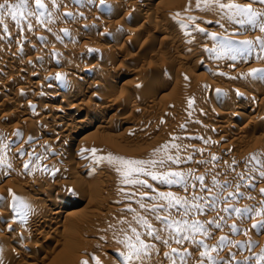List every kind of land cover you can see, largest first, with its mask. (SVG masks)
<instances>
[{
    "label": "rangeland",
    "instance_id": "rangeland-1",
    "mask_svg": "<svg viewBox=\"0 0 264 264\" xmlns=\"http://www.w3.org/2000/svg\"><path fill=\"white\" fill-rule=\"evenodd\" d=\"M143 1L148 4L142 11H135L130 5L135 0H104L103 4L100 0H42L43 9L36 8L35 0H28L23 16L19 15V10L16 20L8 14L3 16V23H0V86L9 79L11 82L5 86V95H0V133L3 134H0V213L9 209V212L22 218L18 220L14 215L9 220L0 218V236L12 239L3 245L8 253H0V264H210L208 256L215 264H257V258L264 255V230L252 228L253 224H264V214H256L264 213V193L261 192L264 189V31L261 30L264 27V0H219V3L217 0H207V3L204 0ZM4 3L5 0H0V4ZM7 3L17 5L19 0H7ZM220 3L237 5L250 9V12L221 8ZM163 20L166 21L164 28ZM170 21L184 29L189 38L188 46L202 55L200 59L186 62L181 55L179 59L176 50H173L175 48L169 43L170 38L176 36L174 30L165 31ZM155 22L162 23V27L158 25L157 28ZM119 25L127 30H116L120 28ZM200 28L204 30L202 35L197 34ZM77 36L86 37L87 43L83 45L79 41L83 46L79 42L75 43ZM19 42L22 45L19 46ZM96 46L108 48L101 50V56L97 54L93 58L92 68L95 66V75H99H93L96 79L93 77L89 82L108 84L106 87L97 84L95 87L92 85L93 88L89 86L78 100L68 103L61 110L70 113L81 107L99 111L102 101L90 94L103 91L101 95L104 93V97H109L108 93L111 92V95L114 92L113 99L109 98L118 102L114 101L116 108L114 106L110 114L119 112L115 114L117 125L96 130L95 133L94 127L84 129L73 124L74 135L63 140L58 139L54 131L43 133L49 124L48 121L39 120V117L53 115L54 112L55 115L56 111L50 112L48 107L57 104L60 109L58 102L64 98L62 94L67 93L59 92L60 99L55 98V102L54 98L50 101L40 100L35 95L41 89L32 90L23 84L27 74L35 73L40 77L50 74L53 81L60 84L67 78L63 73L62 78L61 71H80L83 61L89 56L88 52ZM45 47L51 49L48 51ZM57 50L62 51V55ZM124 54L133 63L119 65ZM135 54L136 58L133 57ZM3 55L8 57L3 58ZM102 57L113 59L109 62ZM29 58L30 62L26 60L24 63ZM17 64L25 67L24 72L13 71ZM254 69L257 70L255 73ZM103 72L107 75H103ZM100 73L110 80L102 81ZM135 83L139 84L138 87L132 86ZM19 87L23 89L16 91ZM51 90L47 92L56 91ZM253 97L254 101L257 99L255 102ZM230 99H235V105L231 109L220 110ZM15 110L17 113H14ZM147 110L151 111L148 116L143 113ZM220 111L233 114L222 120L232 125L229 131L219 130L224 125L217 118ZM237 112L243 116H235ZM13 114H27L24 117L37 124L32 123L34 127L30 126V122L21 121V115ZM128 114L133 115L129 116L136 123L144 125L145 129L141 133L132 131L130 125H120V116L122 118ZM91 117L95 118L93 115ZM91 132L97 134L96 137L84 140V134ZM236 133H241L242 137L241 141L237 139L238 144L237 140L231 141L236 138L232 134ZM35 135L44 136L53 153L64 150V169L59 167V170L60 162L56 161L54 165L52 163L51 169L56 165L57 171H51V175L49 165L39 163L48 157V153L47 149L43 152L36 147L39 151L34 149ZM228 136L232 137L228 139ZM226 138L236 144L231 143L233 146H230ZM227 145L232 155L229 152L227 154ZM30 146L33 147L32 152L36 150L35 154L31 152ZM79 147L92 150V154H96V162H99V167L97 164L96 169L89 171L91 173H88L87 180L84 177L85 181L82 177L85 174L79 172L80 162L73 158L75 149ZM19 150L23 152L25 161L14 157L13 153ZM121 161L143 163L131 165L133 170L129 174V167L121 164ZM21 167L25 170L18 175L17 169ZM46 173L51 175L48 182L52 189L42 195L43 187L40 186L39 178H44ZM74 175L83 178L74 182L75 190L68 188V182L72 181ZM27 181H33L35 188L32 187L33 192L26 191L32 195L34 190H38V198H41L29 204L32 206L29 209L37 204L42 205L48 199L51 200L49 206H53L63 194H67L63 197L71 204L77 192L90 197L92 202L96 200V204H91L93 207L87 206L86 202L75 205L74 209H80L77 212L81 214L77 213L74 220L66 219L65 222L62 216L58 233L49 234L47 238L44 236L46 234L37 236L33 233L20 239L17 232L28 230L23 216L29 209L20 212L17 206L21 202L17 200L22 198L19 189ZM61 183H65L63 187ZM57 187L61 189L57 190ZM76 188L80 189L76 191ZM90 207L97 209L95 213ZM245 208L252 211L242 216L233 211ZM45 210V207L40 209ZM62 210L66 213L65 209ZM196 222L202 227L193 228ZM7 224L10 225L6 228ZM233 226L236 231H233ZM221 237L225 238L223 242ZM35 244L41 247L37 251L34 249ZM129 245H135L139 253L138 257L134 255L133 259L126 260L125 257L131 251ZM205 246L207 256L192 258L195 253L201 255ZM213 248L216 250L213 251ZM20 251L27 256H19ZM259 264H264V260H260Z\"/></svg>",
    "mask_w": 264,
    "mask_h": 264
},
{
    "label": "bare ground",
    "instance_id": "bare-ground-1",
    "mask_svg": "<svg viewBox=\"0 0 264 264\" xmlns=\"http://www.w3.org/2000/svg\"><path fill=\"white\" fill-rule=\"evenodd\" d=\"M126 1V0H125ZM187 1V0H186ZM159 3V2H158ZM163 3V2H162ZM146 4H148V3H145L144 4V1L143 0H135V2H131V9H133V10H135V11H137V10H140L141 9V11H142V8H144L145 7V5ZM130 5H128L129 7H130ZM162 5V4H161ZM244 5V4H243ZM148 6V5H147ZM158 8V7H157ZM130 9V8H129ZM128 9V10H129ZM150 9V8H149ZM114 10H116V9H114ZM144 10V9H143ZM129 12V11H128ZM139 12V11H138ZM144 13V12H143ZM162 13V12H161ZM164 14V13H163ZM167 14V13H166ZM167 16V15H166ZM148 18V17H147ZM194 19V18H193ZM165 20V19H164ZM163 20V21H164ZM195 20V19H194ZM147 22V21H146ZM188 22V21H187ZM148 23V22H147ZM156 23V22H155ZM154 23V24H155ZM159 23V22H158ZM162 23H164V25H163V28H164V26H165V23H166V21H164V22H162ZM162 23H161V25H162ZM190 23V22H189ZM145 24V23H144ZM157 24V23H156ZM155 24V26H157V28L159 27L158 25H160V23L159 24H157L156 25ZM145 25H147V24H145ZM160 25V26H161ZM120 26V25H119ZM119 26H117V27H119ZM100 27V26H99ZM122 27V28H121ZM162 27V26H161ZM98 28V27H97ZM171 28L174 30V34L176 35V36H174V37H171L170 39H171V41H169V43H170V46L172 45L175 49H173V50H176L175 52H176V55L177 56H179V55H181L182 56V60H184V61H186V62H191L193 59H197V58H201L200 57V53L197 51V50H195V49H193V47L191 48V46H188L189 44H188V36L186 35V33L184 32V29H181L174 21H170V22H168V24H166V29L167 30H165V31H170L171 30ZM116 30H120V29H122V31H120V32H124L123 30H127L126 28H123V26L121 25L120 26V28H115ZM141 29V28H140ZM155 29H156V27H155ZM90 30V29H89ZM88 30V31H89ZM115 30V31H116ZM131 30V29H130ZM130 30H128V31H130ZM127 31V32H128ZM156 31V30H155ZM203 29L202 28H200L198 31H197V34L198 35H202L203 34ZM117 32V31H116ZM153 32V31H152ZM163 32H164V30H163ZM140 33V32H139ZM147 33V32H146ZM153 33H155V32H153ZM165 33V32H164ZM6 35V34H5ZM119 36H120V34H118ZM151 35V34H150ZM170 35V34H169ZM172 35V34H171ZM197 35V36H198ZM38 36V35H37ZM76 36V35H75ZM80 36V35H79ZM79 36H77L74 40H75V43H77V42H82V44L83 43H87L86 42V37L84 38V37H82V38H80ZM116 36V35H115ZM114 36V37H115ZM173 36V35H172ZM4 37V36H3ZM153 37V36H152ZM169 37V36H168ZM169 39V38H168ZM229 39H231L232 40V38H229ZM77 40V41H76ZM165 40V39H164ZM166 41H168V40H166ZM190 41V40H189ZM196 41V40H195ZM79 42V43H80ZM112 42H114L113 40H112ZM132 42V41H131ZM196 42H198V41H196ZM20 43V42H19ZM73 43H74V41H73ZM74 43V44H75ZM164 43V42H163ZM168 43V42H167ZM168 43V44H169ZM81 44V43H80ZM81 44V45H82ZM104 44H105V42H104ZM167 44V45H168ZM18 45V44H17ZM20 45H22L21 43L19 44V46ZM84 45V44H83ZM82 45V46H83ZM72 46V45H71ZM75 46V45H74ZM77 46V45H76ZM75 46V47H76ZM106 46V45H105ZM108 47H112L111 45L109 46V45H107ZM169 46V45H168ZM29 47V46H28ZM104 47V46H103ZM107 47V48H108ZM143 47V46H142ZM44 48V47H43ZM102 48V46H96L95 48H93L91 51H89L88 53V58L86 59L85 57V61H83L84 62V65L82 64V66H81V70L79 71L78 70V72H77V70L76 71H73V72H67V71H65L66 69H64V72H62L61 71V75H62V78H64V76H63V74L67 77L65 80H63V81H61L60 82V84H56L54 81H53V79L54 78H52V76L50 75V74H47L46 76L44 75L43 77H40V76H38V74H27V77H26V80H25V82H23V84H25V85H27V88H32V90L33 89H35L36 91H39L40 89H41V91L40 92H38V95H35L38 99H49V101L51 100V99H53L54 98V102L56 101L55 100V98L57 99V98H59L60 99V93L61 92H66L67 94L66 95H64V94H62L63 96H64V98L63 99H61L59 102H58V104H60V109H59V107L57 106V104H55V106H49L48 107V110L51 112V111H53V110H55L56 111V114L54 115V113H52L53 115H48L47 114V116L46 115H43V116H41V117H39L40 119L39 120H41V121H45V122H47L49 125L47 126V127H45V129L43 130V133H45V132H48V131H54V132H56V136H57V138L58 139H61V140H63V139H66V138H68V137H70L71 135H74V132H72V130H73V128H72V126H73V124L74 125H76V126H78V127H83L84 129L85 128H92V127H94L95 129H94V132L96 131V130H98L99 131V129L101 130L102 128L104 129L105 127H108V126H110L111 128H113L114 126V124H116L118 121V119H117V117H116V115L115 114H118L119 112H118V110H116V112H118V113H114V114H110V112H112L113 111V108H114V106H115V108H116V105H115V102L114 101H116V102H118V100H116V99H114V101L112 100L113 99V95H115V94H111L110 95V93H108V95H109V97H111V98H109V97H104V95H106V94H102L101 95V93L103 92H93V93H91L90 94V96L91 97H95L94 99H98V100H100V101H102V105H100L99 107H100V109H99V111H97V110H93V111H91V110H85V109H82L81 107H77V108H75V109H73V111L72 112H70V113H65L64 111H62L61 110V108H63V106H67V105H69L68 103H72L73 101H76V100H78L81 96H82V94L84 93V91H85V89H88L89 88V86H91L92 87V85H93V87H95V85L98 83H96V82H94V83H91V82H89L91 79H93V75H95L96 74V67L94 66V68H92L93 67V65H91V63H93L92 62V60H93V58L97 55V54H99L100 52H101V50L103 51V49L105 48H103V49H101ZM107 48H105V49H107ZM195 48V47H194ZM45 49H46V47H45ZM49 49H51V48H48L47 47V49L46 50H48L49 51ZM76 49H78V48H76ZM104 49V50H105ZM148 49V48H147ZM32 50V49H31ZM53 50V49H52ZM82 50H84V49H82ZM81 50V51H82ZM170 50V49H169ZM28 51V50H27ZM27 51H26V53H27ZM55 51V50H54ZM54 51H51V52H54ZM58 51V50H57ZM219 51V50H218ZM217 51V52H218ZM12 52V51H11ZM62 51H58V54L59 55H62V53H61ZM167 52V51H166ZM222 52V51H221ZM7 53V52H6ZM13 53V52H12ZM29 53H31V52H29ZM28 53V54H29ZM101 53H103V52H101ZM174 53V52H173ZM4 55H5V53H3ZM80 56H81V54L80 53H78ZM3 55V58H6V57H8V56H4ZM7 55H9L8 53H7ZM10 55H11V53H10ZM13 55H14V53H13ZM100 55V54H99ZM98 55V56H99ZM123 55V54H122ZM125 55V54H124ZM145 55H146V53H145ZM154 55V54H153ZM168 55V54H167ZM184 55V56H183ZM42 56H44L45 57V55H42ZM84 56H86L85 54H84ZM97 56V57H98ZM101 56V55H100ZM136 54H135V56H133V57H135L136 58ZM158 56V55H157ZM161 56V55H160ZM174 56H175V54H174ZM173 56V57H174ZM202 56V55H201ZM10 57V56H9ZM30 57H32L33 58V60H34V57H33V55H30ZM41 57V56H40ZM39 57V58H40ZM132 57V58H133ZM163 57V56H162ZM180 57V56H179ZM2 58V57H1ZM2 58V59H3ZM26 58H28V57H26ZM31 58V59H32ZM36 58V57H35ZM102 58H105V57H102ZM108 58V57H107ZM107 58H105L106 60H107ZM158 58V57H157ZM13 59V58H12ZM47 59V58H46ZM104 59V60H105ZM113 59V58H112ZM112 59H109V60H107V61H109L110 62V60H112ZM138 59V58H137ZM160 59V58H159ZM179 59H181V57L179 58ZM26 60H28L29 62H30V58L29 59H25V61H24V63L25 62H27ZM32 60V61H33ZM121 61H120V63H118L119 65L120 64H122V63H124V62H132V59H130V57L129 58H126V55L125 56H123L121 59H120ZM35 61V60H34ZM47 61V60H46ZM102 61V60H101ZM116 61V60H115ZM114 61V62H115ZM29 62H28V64H29ZM102 62H104V61H102ZM23 63V64H24ZM46 63V62H45ZM47 63H49V62H47ZM105 63V62H104ZM117 63V62H116ZM133 63V62H132ZM197 63V62H196ZM228 63V62H227ZM20 64H22V63H20ZM50 64V63H49ZM103 64V63H102ZM106 64H108V63H106ZM105 64V66H108V65H106ZM126 64V63H125ZM24 65H26V64H24ZM56 65V64H55ZM96 65V64H95ZM89 66H91V67H89ZM216 66V65H215ZM24 67V66H23ZM23 67H22V65H19V64H17L15 67H13V71H16V72H21V71H23ZM101 67V66H100ZM111 67V66H110ZM122 67V66H121ZM203 67V66H202ZM201 67V68H202ZM206 67V66H205ZM212 67V66H211ZM229 67H231L232 68V66H229ZM25 68V67H24ZM99 68V67H98ZM98 68H97V70H98ZM103 68V67H102ZM123 68V67H122ZM230 68V69H231ZM34 69H36V68H34ZM107 69H109V67H107ZM25 71L27 70V67H26V69H24ZM29 70V69H28ZM100 70V69H99ZM99 70H98V72H99ZM106 70V69H105ZM244 70V69H243ZM249 70V69H248ZM11 71H12V69H11ZM36 71V70H35ZM34 71V72H35ZM58 71V70H57ZM109 71V70H108ZM162 71V70H161ZM227 71H229V70H227ZM24 72V71H23ZM30 72V71H29ZM60 72V71H59ZM107 72V71H106ZM226 72V71H225ZM22 73V72H21ZM63 73V74H62ZM104 73L105 72H103V75H104ZM228 73V72H227ZM234 73V72H233ZM19 74V73H18ZM60 74V73H59ZM78 74V75H77ZM101 74V73H100ZM106 75H107V73H105ZM99 75V74H98ZM97 75V76H98ZM102 75V74H101ZM102 75V76H103ZM142 75V74H141ZM228 75V74H227ZM230 75V74H229ZM241 75V74H240ZM96 76V75H95ZM96 76V77H97ZM101 76V77H102ZM120 76V75H119ZM142 76H145V75H142ZM149 76V75H148ZM176 76V75H175ZM231 76V75H230ZM100 77V76H99ZM99 77H98V79H99ZM100 77V78H101ZM125 77V76H124ZM151 77V76H150ZM180 77H182V76H180ZM61 78V79H62ZM70 78V79H69ZM95 78V77H94ZM113 78V77H112ZM117 78V77H116ZM146 78V77H145ZM152 78V77H151ZM166 78V77H165ZM167 78H170V76H167ZM96 79V78H95ZM101 79H103L102 81H104V79L106 80V81H104V82H107V79L108 80H110V78H105V76H103ZM148 79V78H147ZM174 79H176V78H174ZM255 79V78H254ZM6 80H8V78L6 79ZM21 80V79H20ZM176 80H178V79H176ZM56 81V80H55ZM101 81V82H102ZM112 81V80H111ZM116 81H117V79H116ZM253 81V80H252ZM9 82H11V80L9 79L8 81H6V82H4V85H1L0 87H1V89L2 90H0V95L1 94H3L4 93V91H5V86H7L8 84H9ZM57 82V81H56ZM103 82V83H104ZM246 82H248V81H246ZM115 83V82H114ZM190 83V82H189ZM254 83V82H253ZM106 84H108V83H105V85L104 84H100V81H99V84H97V85H103L102 87H106ZM191 84V83H190ZM251 84V83H250ZM22 85V84H21ZM139 85V84H138ZM138 85H136V83L133 85L132 84V86H137L138 87ZM141 85V84H140ZM189 85V84H188ZM177 86V85H176ZM181 86H183V85H181ZM185 86V85H184ZM92 87V88H93ZM110 87V86H109ZM136 87V88H137ZM139 87H141V86H139ZM178 87H180V85L179 86H177V88ZM20 88V87H19ZM16 89V91H18V90H21V88L23 89V87H21L20 89ZM96 88H97V86H96ZM186 88V87H185ZM188 88V87H187ZM25 89V88H24ZM48 89H52V90H56L55 92L54 91H52L53 93H48L47 91H48ZM100 89V88H99ZM105 89V88H104ZM113 89V88H112ZM133 89V88H132ZM27 90V89H26ZM134 90H135V88H134ZM178 90V89H177ZM176 90V91H177ZM183 90V89H182ZM31 91V90H30ZM44 91H46V92H44ZM50 91V90H49ZM58 91V92H57ZM96 91H99V90H96ZM105 91V90H104ZM110 91V90H109ZM181 91V90H180ZM179 91V92H180ZM29 92V91H28ZM60 92V93H59ZM30 93H32V92H30ZM106 93V92H105ZM120 93V92H119ZM181 93V92H180ZM183 93H184V91H183ZM27 94V93H26ZM29 94V93H28ZM122 93H120V95H121ZM178 94V93H177ZM4 95H5V93H4ZM11 95V94H10ZM33 95V94H32ZM107 95V96H108ZM13 96H14V94H13ZM250 96V95H249ZM7 97V96H6ZM6 97H4L5 98V100H6ZM9 97V96H8ZM7 97V98H8ZM17 97V95H15V97L14 98H16ZM32 97H34V96H32ZM34 98V99H37V98ZM119 98L121 97V96H118ZM118 97H115V98H118ZM250 97H252V95L250 96ZM258 97V96H257ZM14 98H12V99H14ZM109 98V99H108ZM10 99V98H9ZM127 99V98H126ZM129 99V98H128ZM249 99H251V98H249ZM253 99V101H254V97L252 98ZM251 99V100H252ZM262 99V98H261ZM17 100V99H16ZM39 100V101H40ZM250 100V101H251ZM257 100V99H256ZM255 100V101H256ZM3 101V100H2ZM44 101V100H43ZM128 101H130V100H128ZM228 102L226 103L225 102V105L223 106L224 108H221L220 110H226V109H231L234 105H235V99H230V100H227ZM237 101V100H236ZM249 101V100H248ZM252 101V102H253ZM254 101V102H255ZM4 102H7V101H4ZM27 102V103H26ZM26 105H28V101L26 100ZM1 103H3V102H1ZM4 104V103H3ZM33 104V103H32ZM54 104V103H53ZM117 104V103H116ZM31 105V104H30ZM119 105H120V103H119ZM237 105V104H236ZM249 106V105H248ZM46 107V106H45ZM71 108H73V107H70L69 109H71ZM98 108V107H97ZM40 109V108H39ZM69 109H68V111H69ZM244 109V108H243ZM23 110V109H22ZM42 110H44L43 108H42ZM47 110V111H48ZM138 110V109H137ZM165 110V109H164ZM26 111V110H25ZM40 111V110H39ZM219 111V110H218ZM228 111H230V110H228ZM44 112V111H43ZM148 112H150L151 113V111H149V110H147V112L145 113V111H143V113L146 115V116H148ZM231 112V111H230ZM230 112H225V111H220L218 114H217V112H216V114H217V118L218 119H220V121H224V119H228L229 117H231V116H233V114L232 113H230ZM249 112H251V109L249 110ZM248 112V113H249ZM14 113H17L16 112V110H15V112ZM19 113V112H18ZM84 113V114H83ZM149 113V114H150ZM238 113V112H237ZM236 113V114H237ZM245 113V112H244ZM252 113V112H251ZM39 114H40V112H39ZM38 114V115H39ZM42 114V113H41ZM82 114V115H81ZM169 114V113H168ZM235 113H234V115L235 116H239L240 118L243 116L242 115V113H238L237 115H236ZM12 115V114H11ZM13 115H15V116H18V115H21V121H24V123H28V122H30L29 124H34V125H36L37 124V122H31L29 119H27L26 117H24L25 115H27V114H18V115H16V114H13ZM95 116V118L97 119H93L92 117L91 118H89V116ZM129 115H132V114H128V115H125L124 117H122L121 118V116H120V118H119V116H118V118H119V123H120V125L122 124V125H130L131 127H132V131H135V133L136 132H138L139 133V131H140V133L142 132V130H144L145 129V127H144V125L143 124H141V123H136L135 121H134V119H133V115L130 117ZM246 117V116H245ZM244 117V118H245ZM260 117V116H259ZM37 118V117H36ZM149 118H151V117H149ZM236 118H238V117H236ZM239 118V119H240ZM243 118V119H244ZM247 118V117H246ZM251 118H253V117H251ZM255 118V117H254ZM263 118H264V114H263ZM250 119V118H249ZM29 120V121H28ZM36 120V119H35ZM34 120V121H35ZM238 120V119H237ZM241 120V119H240ZM37 121V120H36ZM116 121V122H115ZM222 121V123L221 124H224V125H222V126H220L219 128V130H221V131H229V129L232 127V125H229V123H227V122H223ZM256 121V120H255ZM229 122V121H228ZM258 123V122H257ZM33 124L32 125H30V126H33ZM113 127H112V126ZM117 125V124H116ZM34 127V126H33ZM68 127H70V128H68ZM28 128V127H27ZM82 128V129H83ZM216 128V127H215ZM109 129V128H108ZM214 129V128H213ZM244 129V128H243ZM33 130V129H32ZM236 130V129H235ZM240 130V129H239ZM1 131V130H0ZM3 131V130H2ZM45 131V132H44ZM231 131V130H230ZM241 131H242V128H241ZM245 131V130H244ZM37 132V131H36ZM238 132H240V131H238ZM26 133V132H25ZM96 133V132H95ZM95 133H86V135L84 134V136H83V139L85 140V139H87V141H88V138H95L96 137V135L97 134H95ZM144 133V132H143ZM242 134H243V132H241ZM241 133L238 135V133H236V134H232V135H234V137L236 136V138H233V139H231V141L232 140H237V139H239L240 141H241V139L240 138H242V137H240V135H241ZM0 134H2V132L0 133ZM36 134V133H35ZM99 134V133H98ZM3 135V134H2ZM39 135V134H38ZM36 136V135H35ZM99 136V135H98ZM148 136V135H147ZM264 136V135H263ZM30 137V136H29ZM60 137V138H59ZM227 137V136H226ZM229 137H232V136H228V139H229ZM245 137V136H244ZM262 137V136H261ZM221 138V137H220ZM224 138V137H223ZM25 139V138H24ZM29 139V138H28ZM27 139V140H28ZM222 139V138H221ZM227 139V138H226ZM227 139V140H228ZM31 140V139H30ZM4 141V140H3ZM25 141V140H24ZM34 141V144H33V147H34V149H36V148H38V149H40L42 152L43 151H45L44 149H47V153H48V157L46 158V156H45V158L46 159H43L41 162H39V163H42V162H44V164L45 165H49V167H50V169L52 168V163H53V165H54V162H56V161H58V163L60 162V165H58V169H59V167L61 168V169H64V168H62L63 167V165L65 164L64 163V150H60V152H58V153H53L54 152V150H51L50 149V146L48 147V142H47V140H46V138L44 137V136H36V138L33 140ZM219 141V140H218ZM221 141V140H220ZM238 141V140H237ZM28 142H29V140H28ZM222 143H224L225 142V140H224V142H223V140L221 141ZM227 142V141H226ZM228 142L231 144L232 142H230L229 140H228ZM236 142V141H235ZM235 142H233V143H235ZM26 143V142H25ZM215 143V142H214ZM229 143H227V144H229ZM232 143V144H233ZM239 143V141L237 142V144ZM229 144V145H230ZM230 145V146H233V145ZM236 144V143H235ZM234 144V145H235ZM220 145V144H219ZM226 145V144H225ZM229 145H227V146H229ZM240 145V144H239ZM238 145V146H239ZM224 146V145H223ZM226 146V147H227ZM230 146L229 147H227L228 149H226V148H224V149H226V150H228V151H226L227 152V154H228V152L229 151H231L230 150ZM235 146H237V145H235ZM234 146V147H235ZM31 147V146H30ZM33 147H31L32 148V150H31V152L33 151ZM36 147V148H35ZM225 147V146H224ZM4 148V147H3ZM9 148V147H8ZM52 148V147H51ZM23 150H24V148H22ZM25 149H27V148H25ZM38 149H36L37 151H39ZM53 149V148H52ZM36 150H34V152H32V153H34L35 154V151ZM66 150V149H65ZM233 150V149H232ZM53 151V152H52ZM27 152L29 153L30 152V150L28 149L27 150ZM92 150H90V149H87V147L85 148V147H79L78 149H75V151H74V154H73V158H75L76 160H78L80 163V170H79V172L81 173V174H85L84 176H82L83 178L84 177H86V180H87V175H88V173H91V172H89V171H91V169H96L97 168V164L99 163L98 161V163L96 162V160H95V155H93L94 154V152H93V154H92ZM233 152V151H232ZM38 153V152H37ZM50 153V154H49ZM25 154H27L26 152H25ZM44 154L45 155H47L45 152H44ZM206 154V153H205ZM229 154H231L230 152H229ZM13 155H14V157L17 159V160H24L25 159V157L23 156V152L21 151V150H19L18 152H14L13 153ZM203 155V154H202ZM232 155V154H231ZM26 156V155H25ZM42 156H44V155H42ZM38 157V156H37ZM40 157V156H39ZM204 157H205V155H204ZM233 157V156H232ZM26 158H28L27 156H26ZM36 158V157H35ZM44 158V157H43ZM201 158V157H200ZM30 159V158H29ZM28 160V159H27ZM203 160V159H202ZM25 161V160H24ZM38 162H37V164H38ZM66 162V161H65ZM202 162V161H201ZM31 163V162H30ZM34 163V162H33ZM33 163H32V165H33ZM67 163V162H66ZM36 164V163H35ZM40 165V164H39ZM67 165H68V163H67ZM21 166V165H20ZM38 166V165H37ZM16 167V166H15ZM25 167V166H24ZM49 167H48V169H49ZM78 167V168H79ZM98 167H99V164H98ZM33 168H35L34 166H33ZM40 168V167H39ZM55 168H56V165H55ZM55 168L53 167V169H51L50 170V173H51V175H52V172L51 171H53V170H55ZM37 169V168H36ZM46 169V168H45ZM18 171H19V173H18V175L20 174V172L22 173L25 169H22V167H21V169H17ZM27 170V169H26ZM60 170V169H59ZM67 170V169H66ZM14 171H16V170H14ZM14 171H12V172H14ZM17 171V172H18ZM34 171V170H33ZM32 171V172H33ZM39 171V170H38ZM42 171H44L43 169H42ZM46 171L47 172H49L47 169H46ZM55 171H57V169L55 170ZM69 171V170H68ZM16 172V173H17ZM35 172L36 171H34L33 173L35 174ZM45 172V171H44ZM11 173V172H10ZM26 173H28V172H26ZM38 173V172H37ZM50 173H46L47 175H45V177L43 178L42 177V179L41 178H39L40 179V186L41 187H43V189H42V191H41V194L42 195H45V193H47V191H51L50 189H52L51 188V185H50V183L48 182V179H49V175H50ZM54 173V172H53ZM67 173V172H66ZM202 173V172H201ZM236 173V172H235ZM39 175H41V174H39ZM38 175V176H39ZM42 175H43V172H42ZM50 175V176H51ZM56 175V174H55ZM66 175V174H65ZM7 176H9V175H7ZM37 176V177H38ZM231 176H232V174H231ZM29 177H31V176H29ZM36 177V178H37ZM68 177V176H67ZM70 177V176H69ZM73 177V176H72ZM81 176H77V175H74V177L72 178V181L71 182H68V188H72L73 190H75L74 188L75 187H73V184H74V182L76 181V180H78L79 178H82ZM241 177V176H240ZM32 178V177H31ZM30 178V179H31ZM77 178V179H76ZM82 178V179H83ZM224 178V177H223ZM232 178V177H231ZM38 179V178H37ZM38 179V180H39ZM88 179H91V178H88ZM226 179H228V178H226ZM229 179H230V177H229ZM92 180H94L93 178H92ZM202 180H203V178H202ZM248 180V179H247ZM84 181H85V178H84ZM83 181V182H84ZM102 181V180H101ZM31 182V181H30ZM35 182V181H34ZM36 182H37V180H36ZM65 182V181H64ZM76 182H79V180L78 181H76ZM80 182H82L81 180H80ZM89 182V181H88ZM229 182V181H228ZM103 183V182H102ZM105 183V182H104ZM61 184H63V183H61ZM65 184V183H64ZM64 184L62 185V187L64 186ZM87 185V184H86ZM90 185V184H89ZM88 185V186H89ZM106 185V184H105ZM34 186V184H33V181H32V183H29L28 181L24 184L23 183V186L21 185V187H20V189H19V192H20V194L22 195V201H21V199L19 200H17V201H20L21 203H19V205L17 206L18 208H19V210H20V212H22V211H24V210H26L27 211V209H29L28 207H32V206H28L29 204H32V203H34L35 201H37V200H40L39 198H38V196L40 195V194H38L40 191H38V190H34L35 192L31 195L28 191H26V190H29V191H32L31 189H32V187ZM39 186V187H40ZM53 186V185H52ZM55 186V185H54ZM36 187H37V185H36ZM38 187V188H39ZM85 187V186H84ZM83 187V188H84ZM91 187V186H90ZM89 187V188H90ZM34 188H35V186H34ZM58 189L57 190H59V189H61V187H57ZM82 188V189H83ZM93 188V187H92ZM17 189V188H16ZM55 189V188H54ZM64 190H66L65 188H63ZM77 189H80V188H76V191H77ZM81 189V190H82ZM102 189V188H101ZM18 191V190H17ZM16 191V192H17ZM71 191V190H70ZM69 191V192H70ZM86 191V190H85ZM84 191V192H85ZM91 191V190H90ZM33 192V191H32ZM74 192V191H73ZM72 192V193H73ZM28 193V195H26ZM60 193V192H59ZM68 193V192H67ZM78 193V192H77ZM77 193H74L75 195H76V198H73L74 200L72 201V203L70 204L69 202H67V200L66 199H64V195L66 196L67 194H63L62 195V197L59 199V200H56L57 202L53 205V206H49V204H51V200L50 199H48V200H45V203H43L42 205L40 204V206H37V205H39V204H37V205H35V207H33V208H30L29 210H31L32 211V213L28 210L27 212L28 213H26V211H25V216H23L24 215V213H23V215H21V216H23V218H25L24 219V221L26 222V224H28V226L26 225V227H28V230L27 229H25V231H19V232H17V235H19L21 238L20 239H25V237H27V236H29V234H35V235H37V236H43L44 234H46V235H44L45 237L46 236H49V234L51 235L52 233H58V231H59V227H61V220H62V216H64L65 218V220H64V222L65 221H69V220H71V219H75L76 217H77V213H79L78 215H80L81 213L80 212H77V211H81L80 209L79 210H76V209H74L75 208V205H77L78 206V203L80 204V202H86L87 203V206H91V204H94V201H96V200H93V202L90 200V195H88V197L89 198H87L86 196H84L85 194H83V195H81V194H77ZM17 195H19L18 194V192L16 193ZM15 194V195H16ZM48 194V193H47ZM57 194H58V191H57ZM16 195V196H17ZM93 196V195H92ZM97 196V195H96ZM65 198H67V197H65ZM94 198V197H93ZM252 198V197H251ZM92 199V198H91ZM69 200V199H68ZM251 200V199H250ZM14 201V200H13ZM99 201V200H98ZM97 201V202H98ZM253 202H255V201H253ZM102 203V202H101ZM113 203H115V202H113ZM96 204V203H95ZM94 204V205H95ZM85 205V204H84ZM12 206V205H11ZM9 207V206H8ZM43 207H45L46 208V210L45 211H40V209L41 208H43ZM49 207V208H48ZM91 207H93V206H91ZM90 207V208H91ZM95 207V206H94ZM12 208V207H11ZM17 208V209H18ZM89 208V209H90ZM62 209H65V211H66V213H64L63 212V210ZM88 209V208H87ZM87 209H85L86 211H87ZM92 210L91 211H94L93 213H95V210H97V209H95V210H93V208H91ZM13 210V209H12ZM11 211V210H10ZM18 211V210H17ZM19 212V211H18ZM82 212H83V210H82ZM64 213V214H63ZM92 213V214H93ZM14 214H16V213H14ZM13 214V212H9V209H8V211H2L1 213H0V218H5L6 220H9L10 218H14V216H17L16 217V219H21L22 217H18V216H20V215H14ZM17 214H20V213H17ZM14 215V216H13ZM89 216H91V215H89ZM62 217V218H61ZM18 219V220H19ZM67 219V220H66ZM12 221H15V220H12ZM22 221H23V219H22ZM25 222H23V223H25ZM10 223V222H9ZM239 223V222H238ZM253 223V222H252ZM62 224H64V223H62ZM9 225L10 224H7L6 225V228L7 227H9ZM11 225H13V224H11ZM63 227H64V225H63ZM248 227V226H247ZM239 228V227H238ZM243 228V227H242ZM249 229V228H248ZM27 230V231H26ZM63 230V229H62ZM239 230V229H238ZM65 231V230H64ZM236 231V230H235ZM248 231V230H247ZM231 233V232H230ZM54 234L52 235L53 237H54ZM14 236V235H13ZM52 236H50V237H52ZM45 237H43V238H45ZM14 238V237H13ZM47 238V237H46ZM45 238V239H46ZM49 238V237H48ZM30 239V238H29ZM12 240V239H11ZM10 240V238L9 239H7V237H3L2 235L0 236V253H2L3 251H5L4 253H8V251H6L4 248H3V245H7V243L8 242H10L11 241ZM9 244H11V243H9ZM24 246H25V244H23ZM28 245V244H27ZM40 245V244H39ZM39 245H34V249L37 251L38 249H40L41 247H39ZM9 246V245H8ZM22 246V245H21ZM23 246V247H24ZM28 247V246H27ZM7 248V247H6ZM43 250V249H42ZM201 251V250H200ZM35 252V251H34ZM225 252V251H224ZM194 253H195V251H194ZM199 254H200V252H198ZM25 254V256H27L26 255V253H23V252H18V255L19 256H21V255H24ZM191 255V254H190ZM198 256L199 257H201V255H198V254H196L195 253V255H194V257L192 256V258H198ZM31 257V256H30ZM189 258H191L190 256H188ZM28 258V257H27ZM33 259V258H32ZM201 259V258H200ZM192 260V259H191ZM198 260V259H197ZM189 261H190V259H189ZM194 261V263H195V260H193ZM191 262V261H190ZM29 264H31V263H29ZM34 264V263H33ZM190 264H192V263H190ZM197 264V263H196ZM198 264H199V262H198Z\"/></svg>",
    "mask_w": 264,
    "mask_h": 264
},
{
    "label": "snow or ice",
    "instance_id": "snow-or-ice-1",
    "mask_svg": "<svg viewBox=\"0 0 264 264\" xmlns=\"http://www.w3.org/2000/svg\"><path fill=\"white\" fill-rule=\"evenodd\" d=\"M75 2V0H74ZM101 4L104 3V0H100ZM205 3H207V0H204ZM217 3H219V0H217ZM28 5V0H19V3L17 5H11V4H8L7 3V0H5V3L4 4H0V23H3V16L5 14H8L11 16V18L13 20H16L17 19V11L19 10V15L20 16H23L24 15V9H26ZM35 5H36V8L37 9H43L44 8V4L42 2V0H35ZM219 6L221 8H236L237 11L239 12H250V9H244V8H239L237 5H233V4H222L220 3ZM29 15H31L32 13H28ZM262 31H264V27L261 28ZM245 43H248V42H245ZM257 70H253V73H255ZM143 162L142 161H121V164L125 165V166H128L129 167V174L130 172L133 170L131 169V165H139V164H142ZM137 171H139V169H135ZM153 179H156L155 176H153ZM261 192L264 193V189H261ZM14 199H16L14 197ZM225 211H227V209H225ZM234 212H236L237 214L239 215H243L244 213H249L252 211V209H248V208H245L243 210L241 209H233ZM257 215H262L264 213H261V212H257L256 213ZM209 223H212L211 221H209ZM193 228H199V227H202L201 225H199V222H196L195 224H193L192 226ZM217 227H219V225H217ZM252 228L253 229H261V230H264V224H253L252 225ZM235 227L233 226V231H235ZM224 237H221V241L223 242L224 241ZM137 240H139V236L137 235ZM180 241L178 240L177 243H179ZM143 247V245H141ZM129 248L131 249L130 253L128 256L125 257L126 260H131L133 259V256H137L138 257V253H139V249H137L135 247V245H129ZM213 251H215L216 249L213 248L212 249ZM173 251L175 252L176 250L173 249ZM208 255V250H207V247L205 246V251L204 252H201V256H207ZM208 259L210 261V264H215V262L212 260V258L210 256H208ZM260 260H264V255H261L260 257L257 258V264H259V261ZM200 264H202V262H200Z\"/></svg>",
    "mask_w": 264,
    "mask_h": 264
}]
</instances>
